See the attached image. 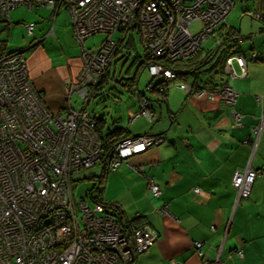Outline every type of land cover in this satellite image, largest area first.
I'll return each mask as SVG.
<instances>
[{"label": "built area", "instance_id": "1", "mask_svg": "<svg viewBox=\"0 0 264 264\" xmlns=\"http://www.w3.org/2000/svg\"><path fill=\"white\" fill-rule=\"evenodd\" d=\"M236 4L237 0H0V20L4 21L19 5L47 6L56 13L67 7L83 61L77 78L69 83L68 98L77 93L85 103L81 109L69 105L65 112L52 113L34 86L22 52H6L0 43V264H132L157 241L151 227L129 228L103 203L91 205L87 198L76 201L74 173L101 162L104 150L98 118L86 104L129 32L141 39L149 74L173 80L179 75L166 62L195 55ZM195 20L202 28L193 32L190 24ZM35 25L27 24L29 34ZM101 32L107 37L98 49L89 50L85 40ZM117 32L122 33L120 39L114 38ZM250 58L258 59L257 52H251ZM234 62L246 75L247 58L239 54L227 58L226 75L238 76ZM186 78L179 87L192 96L228 105L238 98L225 79L206 89ZM156 87L153 81L147 85L149 91ZM143 95L139 94V113L152 121L150 99ZM261 103L264 119V96ZM234 115L239 124L238 113ZM256 128L260 133L261 126ZM160 141L159 134L122 139L107 156V166L115 170ZM233 176L239 202L249 197L258 175L247 167ZM149 190L154 197L162 192L155 181H150ZM159 210L166 213L165 207ZM201 245L194 242L195 248Z\"/></svg>", "mask_w": 264, "mask_h": 264}, {"label": "crops", "instance_id": "2", "mask_svg": "<svg viewBox=\"0 0 264 264\" xmlns=\"http://www.w3.org/2000/svg\"><path fill=\"white\" fill-rule=\"evenodd\" d=\"M253 5L247 11L253 12L260 26L255 28L253 21L252 32L244 34L238 29L242 37L238 46L244 49L239 55L247 58V74L243 76L237 62V77L223 71L199 74L202 86H217L222 79L233 86L239 95L232 105L188 92L181 103L171 104V80L161 76L155 82L163 81L167 94H161L160 87L153 92L158 91L167 104L150 106L152 121L139 110L124 126L129 137L161 135L160 142L130 156L115 170L107 168L101 189L103 201L121 210L123 223L129 227L145 224L156 232L157 241L132 264H264V1ZM61 11H53L49 17L42 12L45 17L34 28L42 38L21 49L36 90L43 93L44 102L55 114L73 106L68 86L82 67L81 57L61 62L41 43L47 36H63L62 26L58 25ZM11 20H0V32L11 29ZM4 37L2 34L0 42L7 51L18 49L8 44V38L2 40ZM25 51H29L26 56ZM254 51L258 54L255 60L249 56ZM189 76L194 81L197 73ZM258 125L260 133L256 131ZM247 167L258 176L249 197L237 202L233 175ZM150 181L159 185L160 196L152 195ZM195 187L202 194H196ZM160 207H165L166 213ZM194 242H201L200 249L194 247Z\"/></svg>", "mask_w": 264, "mask_h": 264}, {"label": "rangeland", "instance_id": "3", "mask_svg": "<svg viewBox=\"0 0 264 264\" xmlns=\"http://www.w3.org/2000/svg\"><path fill=\"white\" fill-rule=\"evenodd\" d=\"M259 1L263 0H237V4L231 9V11H229L230 13L227 15L223 25H218L216 31L211 34L207 42L203 44L202 52L199 54L198 58H204L208 52L215 51L221 40H223L225 35L232 29L238 30L240 28L244 34L247 31L252 32L253 28L250 22H256L255 28L260 24V22L258 19L254 18L252 11L248 12L246 10L252 8V6H254V2H256V5L259 4ZM45 11L47 12L46 17H49L53 12V9L47 6L35 7L31 9L26 5H19L18 7L13 8L11 11L13 12L11 15L12 20L10 19L13 22L12 27L9 31H6L5 29L1 30L0 37L2 34H5V37L2 40H7L8 38V44L18 49H24L30 46L31 43L40 40L42 37H39L34 31V33L29 34L26 26L30 22H42L43 17H45L42 12ZM38 16L40 19L36 20L35 17ZM58 19V25H61L64 31L62 34L63 36H59V38H57L56 34H54L55 36L53 35L54 37L47 36L41 43H44L49 49L50 54L55 56L57 59L59 58L61 62H66V60L70 57L78 59L82 56V45L74 38L72 19L67 7L62 8ZM60 22H62V24H60ZM0 25H3V23H0ZM37 26H39V24ZM190 28L193 32L200 30L202 28L201 22L199 20H195L190 24ZM121 34L122 33L119 32L114 33V38L120 39ZM106 37L107 34L104 32L96 33L85 40V46L89 50L94 51L101 46ZM51 40H53V42ZM241 41L242 37L240 35L238 37V42L241 43ZM52 45H54L53 49ZM23 54L26 56V54H29V51H25ZM144 54V46L141 39H139L138 34L133 31L129 32L122 43L120 53L114 55L109 67L106 70V80L103 82V89L101 91L99 90L100 92L98 91L99 93H97V95L92 96L89 99L90 101L88 100L89 102L86 104L87 110L97 116V118L104 120L105 124L102 130L103 133L106 132L113 124L120 123V125L128 126L131 123L130 119L136 112L139 111V94L141 92L144 94L143 97L154 99L151 105L167 104L163 100L164 97L157 94L158 91L153 92L157 89V87L153 91H149L147 89V85L150 81L155 82L157 78L160 79L161 77H152V75L149 74L148 67L141 63L142 60L146 61V59H143ZM225 55H227L225 52H220L214 58L215 62L218 60L220 62ZM82 64L83 61L81 65ZM183 70L185 71V69ZM185 75V77H190L189 74ZM135 76H137V82L135 84L136 88L139 87L141 92L133 91L129 89L128 86L126 87L123 84L126 78H134ZM182 77L183 75H179L178 78L168 82V87L171 90V104L181 103V101H183L186 97L185 94L187 91L182 90L179 87L180 83L185 82ZM152 78L153 80H151ZM152 95H154L155 98L151 97ZM88 96L90 97L91 95ZM71 101H73L74 108L77 109H81V107L85 104L82 97L77 93L73 94ZM101 169L102 163H97L94 167L83 168V170L74 173L73 194L75 195L77 202L88 198L89 203L93 205V199L100 196L97 190L92 191V189L96 184L97 178L95 177L103 173V170ZM86 192L88 195L89 193H92L94 197H89L85 194Z\"/></svg>", "mask_w": 264, "mask_h": 264}, {"label": "trees", "instance_id": "4", "mask_svg": "<svg viewBox=\"0 0 264 264\" xmlns=\"http://www.w3.org/2000/svg\"><path fill=\"white\" fill-rule=\"evenodd\" d=\"M1 21H4V20H1ZM223 22L220 23V26L223 25ZM238 33H239L238 30H234V29L230 30V32H228L225 35V38L223 40H221V42H220L219 46L217 47V49L215 51L208 52L207 55L204 56V58H198L199 54L202 52V49H203L201 47V49L198 52H196V54L193 55L192 57H189V58L184 59V60H179V61L166 62V66H168L169 68L174 69L178 75H183L182 78H184L186 76L185 74H189V73H192V72L194 73L195 72V73H197V76H196L195 80L193 81V84H195V86H197L198 88H206V89L213 88L215 86H209L208 87V86H202L201 84H199V76H200L199 74L202 73V72H207L208 73L210 71L211 72L212 71H215V72L223 71L224 64H225L227 58L230 57L231 55H236V54L241 53L242 48L239 47V46L242 44V42L241 43L238 42V37L240 36V35H238ZM1 45H2V43H1ZM2 48L6 52H15V51L20 52L21 51L20 48L7 51L3 47V45H2ZM220 52L221 53L225 52L227 55H225L220 62H219V60L215 62L214 58ZM118 53H120V50L118 51ZM249 56H251V53L249 54ZM144 58H145V55L143 56V59ZM141 63H143L145 66L148 64L147 61H145V60H142ZM185 67L186 68L188 67L189 69L186 70ZM183 69H185V71ZM223 72H225V71H223ZM103 76H104L103 80L97 86V92H95L93 94V96L97 95V93H99L103 89L102 88L103 87V82L106 80V72H105V74ZM151 80H153V78ZM136 82H137V76H135L134 78H129V79L126 78L125 82H123V84L126 87L128 86L129 89H131L133 91H140L141 92V90H139V87L136 88V85H135ZM162 84H164L163 81L158 83V84L156 83L157 89H159V86H162ZM133 85H135V86H133ZM167 89L168 88L166 87L164 90H162V92L160 91L161 94L163 93L164 95H166L167 94ZM141 93H143V92H141ZM96 118H97V116H96ZM153 118H154V116H153ZM98 123H99L98 128H97L98 129V133L102 137L103 146H104L103 155H102V161L98 162V163H102L103 167H102L101 170H103V173L101 175L95 177V178H97V180L95 179L96 180V184L93 187L92 191H96L97 190V192H98V194H100V196L96 197V199H93V202L94 203H96V202L103 203L107 207V212H110L113 216H115L121 222L122 218H123V216H121V210L116 205H114L113 203H106V202L103 201L101 189L103 187V184L105 183L104 181H105V178H106V174L108 172V170H107V168H108V166H107V161H108L107 156L114 150V148L116 147L117 142L122 140V139L128 138L129 134H128V131H127L126 127L120 125L119 123L113 124L106 132L103 133L102 130H103L104 124H105L104 120L98 118ZM72 183H73V181H72ZM92 191H90V192H92ZM85 194L88 195L87 192ZM88 196L92 197V198L94 197L92 195V193H89ZM136 226H138V225H136ZM128 264H131V263H128Z\"/></svg>", "mask_w": 264, "mask_h": 264}, {"label": "clouds", "instance_id": "5", "mask_svg": "<svg viewBox=\"0 0 264 264\" xmlns=\"http://www.w3.org/2000/svg\"><path fill=\"white\" fill-rule=\"evenodd\" d=\"M22 52V51H21Z\"/></svg>", "mask_w": 264, "mask_h": 264}]
</instances>
